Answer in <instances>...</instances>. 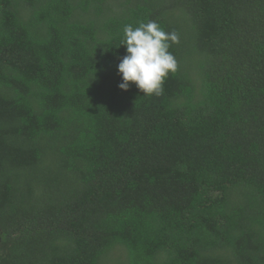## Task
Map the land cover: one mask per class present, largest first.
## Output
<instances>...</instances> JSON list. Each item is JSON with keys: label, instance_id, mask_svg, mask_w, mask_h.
<instances>
[{"label": "trees", "instance_id": "obj_1", "mask_svg": "<svg viewBox=\"0 0 264 264\" xmlns=\"http://www.w3.org/2000/svg\"><path fill=\"white\" fill-rule=\"evenodd\" d=\"M0 264H264V0H0Z\"/></svg>", "mask_w": 264, "mask_h": 264}, {"label": "clouds", "instance_id": "obj_2", "mask_svg": "<svg viewBox=\"0 0 264 264\" xmlns=\"http://www.w3.org/2000/svg\"><path fill=\"white\" fill-rule=\"evenodd\" d=\"M179 43L176 32H165L155 21L141 23L138 27L126 25L124 39L126 54L117 66L122 91L135 85L144 96L163 94L164 82L170 73L177 70V61L169 51Z\"/></svg>", "mask_w": 264, "mask_h": 264}, {"label": "rangeland", "instance_id": "obj_3", "mask_svg": "<svg viewBox=\"0 0 264 264\" xmlns=\"http://www.w3.org/2000/svg\"><path fill=\"white\" fill-rule=\"evenodd\" d=\"M116 255H120V254H116Z\"/></svg>", "mask_w": 264, "mask_h": 264}]
</instances>
